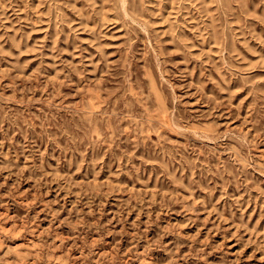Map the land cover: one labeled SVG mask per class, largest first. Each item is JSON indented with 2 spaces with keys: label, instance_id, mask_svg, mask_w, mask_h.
Segmentation results:
<instances>
[{
  "label": "rangeland",
  "instance_id": "374dc122",
  "mask_svg": "<svg viewBox=\"0 0 264 264\" xmlns=\"http://www.w3.org/2000/svg\"><path fill=\"white\" fill-rule=\"evenodd\" d=\"M0 264H264V0H0Z\"/></svg>",
  "mask_w": 264,
  "mask_h": 264
}]
</instances>
